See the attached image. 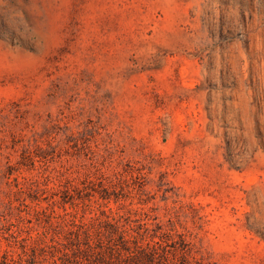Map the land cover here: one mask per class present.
Masks as SVG:
<instances>
[{
  "label": "rangeland",
  "instance_id": "rangeland-1",
  "mask_svg": "<svg viewBox=\"0 0 264 264\" xmlns=\"http://www.w3.org/2000/svg\"><path fill=\"white\" fill-rule=\"evenodd\" d=\"M264 264V0H0V264Z\"/></svg>",
  "mask_w": 264,
  "mask_h": 264
},
{
  "label": "trees",
  "instance_id": "trees-1",
  "mask_svg": "<svg viewBox=\"0 0 264 264\" xmlns=\"http://www.w3.org/2000/svg\"><path fill=\"white\" fill-rule=\"evenodd\" d=\"M37 254L31 253L29 255L26 254L25 261L26 264H38L37 261ZM54 264H63L61 257H58L57 259H53Z\"/></svg>",
  "mask_w": 264,
  "mask_h": 264
}]
</instances>
